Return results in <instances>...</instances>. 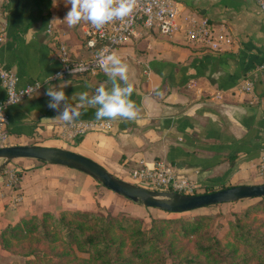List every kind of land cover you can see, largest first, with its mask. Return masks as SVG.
I'll return each mask as SVG.
<instances>
[{
	"label": "crops",
	"instance_id": "1",
	"mask_svg": "<svg viewBox=\"0 0 264 264\" xmlns=\"http://www.w3.org/2000/svg\"><path fill=\"white\" fill-rule=\"evenodd\" d=\"M174 1L181 18L205 17L215 31L225 26L230 44L210 51L188 40L183 29L170 38L155 30L140 31L111 52L128 67L136 117L101 118L111 122L109 131L89 132L64 143L55 130L65 121L55 118L59 110L48 106L47 87L60 85L67 102L78 105L80 93L91 96L97 86H112L103 70L69 77L65 85L63 80H50L60 70L58 42L66 45L73 60L91 55L81 29L90 22L82 19L69 26L63 20L70 8L66 0H0L4 24L0 63L15 73L18 87L45 82L41 90L7 108L10 146L64 148L128 182L139 161L163 160L193 182L196 192L262 183L256 170L264 148V14L254 0ZM244 81L252 83V92L239 91ZM117 83L125 84L119 78ZM3 98L0 85V101ZM96 107L79 105L80 117L75 121L97 120ZM12 162L21 171L16 189L21 201L11 207L16 192L5 187L0 174V229L45 211L116 210L139 218L149 211L71 168L30 159ZM13 260L0 249V264Z\"/></svg>",
	"mask_w": 264,
	"mask_h": 264
},
{
	"label": "trees",
	"instance_id": "2",
	"mask_svg": "<svg viewBox=\"0 0 264 264\" xmlns=\"http://www.w3.org/2000/svg\"><path fill=\"white\" fill-rule=\"evenodd\" d=\"M252 200L224 222L154 208L148 226L119 212L45 211L0 229V249L23 259L11 264H264V196Z\"/></svg>",
	"mask_w": 264,
	"mask_h": 264
},
{
	"label": "built area",
	"instance_id": "3",
	"mask_svg": "<svg viewBox=\"0 0 264 264\" xmlns=\"http://www.w3.org/2000/svg\"><path fill=\"white\" fill-rule=\"evenodd\" d=\"M254 2L264 14V0ZM130 4V12L123 18L107 22L100 28L94 27L91 23L81 27L85 46L92 50L88 58L73 60L66 45L62 42L57 43V58L60 63V70L57 73L62 74L61 80L73 76L95 75L103 70L98 63V53L102 51L111 53L117 47L130 43L140 31L155 30L162 36L170 38L183 29L188 40L210 51H221L224 45L230 44L225 26L220 25L215 31L205 17L186 14L181 18L179 7L174 0H130ZM47 31L51 33V26H48ZM3 36L4 24L0 27V43ZM72 68L78 70L71 71ZM52 77L50 80L56 79L55 75ZM0 85L4 90V98L0 101V148H3L10 146L7 108L41 90L45 82L35 81L18 87L15 73L0 63ZM252 88L250 81H244L239 86V91L250 93ZM111 127V122L107 120L63 122L56 127L55 136L61 142L72 143L89 132H107ZM137 165L138 168L131 176V183L135 185L149 190L185 195H193L196 192L193 182L176 174L171 165L163 160L149 163L139 161ZM256 171L259 179L264 181V148L261 150ZM2 175L5 187L16 192L20 182L19 169L8 164ZM20 201L21 195L18 192L14 193L10 201L11 207Z\"/></svg>",
	"mask_w": 264,
	"mask_h": 264
},
{
	"label": "water",
	"instance_id": "4",
	"mask_svg": "<svg viewBox=\"0 0 264 264\" xmlns=\"http://www.w3.org/2000/svg\"><path fill=\"white\" fill-rule=\"evenodd\" d=\"M18 159H30L47 165L71 168L133 203L174 214L264 196V182L256 185L231 186L193 195L149 190L115 177L99 164L80 154L64 148L39 145H11L0 148V174L8 164Z\"/></svg>",
	"mask_w": 264,
	"mask_h": 264
},
{
	"label": "clouds",
	"instance_id": "5",
	"mask_svg": "<svg viewBox=\"0 0 264 264\" xmlns=\"http://www.w3.org/2000/svg\"><path fill=\"white\" fill-rule=\"evenodd\" d=\"M70 4L64 21L69 26L79 21L87 20L94 27L100 28L107 22L127 16L131 10L130 0H66ZM98 63L107 74L112 86L106 88L103 85L97 86L94 93L89 96L87 93H80L78 105L69 104L66 100L64 88L60 85L47 87L46 95L50 98L48 106L58 109L55 118L72 123L80 117L79 105L97 106L94 112L95 119L124 117L133 119L137 115V106L130 98L133 91L132 86L127 84L128 67L119 55L115 53H98ZM72 68L71 71H77ZM57 80H61L62 74L56 73ZM51 78H53L51 76ZM117 78L124 81V86L117 83ZM64 81V80H63ZM67 81H64V85ZM39 88V87H38ZM20 99V97H19ZM54 118V119H55Z\"/></svg>",
	"mask_w": 264,
	"mask_h": 264
},
{
	"label": "rangeland",
	"instance_id": "6",
	"mask_svg": "<svg viewBox=\"0 0 264 264\" xmlns=\"http://www.w3.org/2000/svg\"><path fill=\"white\" fill-rule=\"evenodd\" d=\"M62 146L64 147H67L66 145H63ZM13 162L10 163L11 166H13L12 164ZM264 181H262L263 183ZM200 193H203L202 191H197L195 192V194H200ZM241 203H237V204H234V205H228V206H219L218 208H203V209H197V210H194L193 212L190 211V213H186L184 216L187 217V216H193V215H196V214H210V213H213V214H217L219 213V215L221 216L219 218V220L221 222H224L227 218H231L232 217V214L234 213H240L242 212L245 208H247V206H249L250 204H253L254 202H256L255 200H244V201H240ZM152 212H155V211H148L144 216H143V221H144V224L145 226H148L150 220L152 217H155L156 215ZM96 213H100V214H103V215H106L108 213V211H105L104 213H101V212H96ZM110 213V212H109ZM111 213H116V210H112ZM121 213V212H119ZM123 214L124 216H127V217H132L128 214H125V213H121ZM222 232V231H220ZM223 234V233H221ZM9 254V253H8ZM11 255V254H10ZM13 256V255H11ZM80 257H85L84 255H79ZM14 257V260H17V261H20L22 262L23 259L19 258V257H16V256H13Z\"/></svg>",
	"mask_w": 264,
	"mask_h": 264
}]
</instances>
